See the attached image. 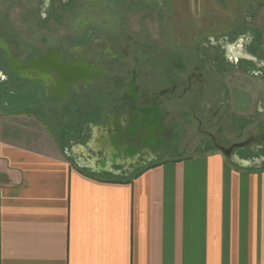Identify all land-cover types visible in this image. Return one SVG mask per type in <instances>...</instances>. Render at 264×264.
<instances>
[{
    "label": "crops",
    "instance_id": "obj_1",
    "mask_svg": "<svg viewBox=\"0 0 264 264\" xmlns=\"http://www.w3.org/2000/svg\"><path fill=\"white\" fill-rule=\"evenodd\" d=\"M93 119L0 113V264H264V156L98 161Z\"/></svg>",
    "mask_w": 264,
    "mask_h": 264
},
{
    "label": "rangeland",
    "instance_id": "obj_2",
    "mask_svg": "<svg viewBox=\"0 0 264 264\" xmlns=\"http://www.w3.org/2000/svg\"><path fill=\"white\" fill-rule=\"evenodd\" d=\"M0 37L21 62L49 49L75 50L70 60L78 49L92 60L105 49L128 51V58L138 60L140 101L112 82L97 91L103 82L97 80L80 93L91 95L93 110L80 99L72 115L64 101L51 97V83L20 77L0 50V113L31 112L59 136L60 126L77 128L78 120L89 119L79 114L88 110L97 127L86 132L84 143L98 161L112 160L117 152L120 164L140 155L141 163H151L157 158L150 152L168 157L174 147L192 154L242 145L236 157L264 156V0H0ZM111 40L118 43L109 46ZM112 68L116 79L121 67ZM144 98L160 103V128L148 129L150 121L129 108L142 106ZM122 102L128 105L116 120L110 105ZM132 117L143 120L140 128ZM152 134L162 139L159 144Z\"/></svg>",
    "mask_w": 264,
    "mask_h": 264
},
{
    "label": "flooded vegetation",
    "instance_id": "obj_3",
    "mask_svg": "<svg viewBox=\"0 0 264 264\" xmlns=\"http://www.w3.org/2000/svg\"><path fill=\"white\" fill-rule=\"evenodd\" d=\"M0 39H3V38L0 37ZM109 43H110L109 46H111V45L117 44L118 42H117V40H111V41H109ZM48 51L58 52L60 54L59 62L62 63V64H67V63H72V62H79V61L83 62V64H84L83 66L85 68L91 69L93 71L92 73H94V75H95L94 77H91V78L88 77V78H85L83 80L82 79L78 80L77 82H75L72 85L68 86L65 89V91L62 92V88L60 87L61 82L59 81V78L57 77L56 73H54L53 71L42 70V69L39 68V69H35L33 71H30V72H28V71L24 72V75H30L32 77V79H35V80H40V79L37 78L39 76V74H46L47 77H46L45 81L51 83V86H50V89H49V91H50V93L52 95L51 97H53L54 99H61L62 101H64L65 102L63 104L64 110L67 111L68 114L74 115V111H76L75 109H77V107H78L75 104V101L78 102V101H80V99L85 101V103L82 104L83 107H88V108H85V109L94 108V104H92L89 101L91 95H89L87 93H83V94H80V93H81L82 89H85V88H88V87H91V86L95 85V82L97 80H103V82H101L99 84L100 88L98 87L97 91H103L104 89H106L108 87V84H109L108 82H110V83L112 82L115 85L125 86L127 94L131 95L135 102L141 100V98H139L137 96L138 95L137 94V89L138 88L136 87L138 85L137 82H138V79H139V76H140V72H138V64H137L138 60L136 58L135 59L128 58V51H122L121 54H119V53H115L111 49H105L103 55L98 56L97 58L92 60L90 57H88L86 55L82 56L84 54V52H83V54H80L81 50L78 49V50H76V53H74L77 58L70 60L68 58V55H71V53L74 52L75 50H72V52H71V50H67V49L63 50V51H61L59 49H49V50L45 51L43 54H41V55H39V56H37L35 58H32V59H30L28 61L21 62L18 58H17V60L20 63L25 64V63H27V62H29L31 60H34V59H37V58L43 56ZM178 59L182 61L181 56ZM244 60H248V59H244ZM108 61L110 62V64H109ZM252 62L255 63L253 60H252ZM169 63H171V65H174V63H172V62H169ZM108 65H112V66L117 65L118 67H121V69H120L121 71H119L117 73L118 77H116V79H114L115 77H113L110 74V71H112V69H113L112 66L109 67ZM166 70L167 71L172 70V67L171 68L170 67L166 68ZM124 79H128V80L130 79L129 83L126 82ZM190 79H191V77H190ZM114 80H116V81L114 82ZM41 81H43V80H41ZM64 85L65 84H62V86H64ZM177 86L178 85H175V88H177ZM82 96L88 97L87 100L83 99ZM150 99L151 100L149 102H145V98H144L143 105L139 106V107H136L137 104L135 105L133 103H130V107L129 108L132 111L135 110L134 112H136L140 116L146 117L147 120L150 121L149 122L150 127H148V129H154L155 127L160 128V126L158 124V119H163L165 114H164V112L161 111V105H160V103H158V100H155V99H152V98H150ZM52 101L54 102V100H52ZM82 105H80V107ZM126 105H128L127 102H122V104L110 105L112 107V109L115 110L114 111L115 114H116L115 118H118V115H119V113L117 111L119 109L125 108ZM107 106H109V105H107ZM104 111L106 112L107 109H104ZM79 112H80L79 113L80 116L87 115V116L91 117V114H90L91 112L90 113H88L87 111H84V112L79 111ZM105 115H107V113ZM132 120L136 121L138 126H142V123H144L143 120L139 119V118H133L132 117ZM160 133H161L163 138L167 137L168 139L169 138L172 139V136L168 135L169 132L165 133V132H162V130H161ZM154 136L159 141L158 135H153L152 134L151 135L152 142L155 140ZM114 139H116V137H114L113 140ZM171 139H169V141ZM161 140L162 139H160V141ZM254 140H257V138L254 139ZM244 145L246 147V144H244ZM215 147H217V146L215 145ZM240 147H242V145L237 147L236 149H233L231 151H227V153L231 155L236 150H238Z\"/></svg>",
    "mask_w": 264,
    "mask_h": 264
},
{
    "label": "water",
    "instance_id": "obj_4",
    "mask_svg": "<svg viewBox=\"0 0 264 264\" xmlns=\"http://www.w3.org/2000/svg\"><path fill=\"white\" fill-rule=\"evenodd\" d=\"M0 50L5 52L11 68L13 69V71L17 72L20 77L32 78L30 75H24V72H30L39 68L56 73L59 81L61 82L60 87L62 88V92H64L68 86L72 85L78 80H83L85 78H91L95 76L94 73H92L93 71L91 69L85 68L83 66V62L79 61L67 64L60 63V54L55 51H48L43 56L22 64L14 58V56L10 52L9 45L3 39H0ZM46 77V74H39L37 78L45 81ZM62 84L65 85L62 86Z\"/></svg>",
    "mask_w": 264,
    "mask_h": 264
},
{
    "label": "trees",
    "instance_id": "obj_5",
    "mask_svg": "<svg viewBox=\"0 0 264 264\" xmlns=\"http://www.w3.org/2000/svg\"><path fill=\"white\" fill-rule=\"evenodd\" d=\"M263 164H264V162H263Z\"/></svg>",
    "mask_w": 264,
    "mask_h": 264
}]
</instances>
